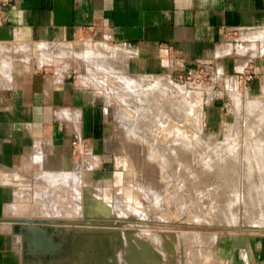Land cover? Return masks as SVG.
<instances>
[{
  "label": "rangeland",
  "instance_id": "obj_1",
  "mask_svg": "<svg viewBox=\"0 0 264 264\" xmlns=\"http://www.w3.org/2000/svg\"><path fill=\"white\" fill-rule=\"evenodd\" d=\"M253 37L262 61L248 82L130 76L94 59V44L91 62L73 46L77 75L108 107L113 153L0 180L17 185V217L0 223L19 263L230 264L224 240L264 236V33Z\"/></svg>",
  "mask_w": 264,
  "mask_h": 264
},
{
  "label": "crops",
  "instance_id": "obj_2",
  "mask_svg": "<svg viewBox=\"0 0 264 264\" xmlns=\"http://www.w3.org/2000/svg\"><path fill=\"white\" fill-rule=\"evenodd\" d=\"M260 32L264 0H0V180L77 162L73 141L100 162L113 153L108 107L77 75L76 44H94V59L130 76L203 67L248 82L262 61ZM16 187L0 183V218L17 217ZM15 243L0 223V264H20ZM220 247L230 264H264V236Z\"/></svg>",
  "mask_w": 264,
  "mask_h": 264
},
{
  "label": "built area",
  "instance_id": "obj_3",
  "mask_svg": "<svg viewBox=\"0 0 264 264\" xmlns=\"http://www.w3.org/2000/svg\"><path fill=\"white\" fill-rule=\"evenodd\" d=\"M196 70H199L200 72H204V71H206L203 67H200L199 69H197V68H195ZM183 71L184 72H188V73H190V69H183ZM182 71V72H183ZM240 75H242V74H240ZM248 80H252L253 79V76H252V74H248ZM239 79H240V77H239ZM72 145L75 147V149L77 150V151H79V152H81V153H83L84 151H85V145L83 144V142H81V141H73L72 142Z\"/></svg>",
  "mask_w": 264,
  "mask_h": 264
},
{
  "label": "bare ground",
  "instance_id": "obj_4",
  "mask_svg": "<svg viewBox=\"0 0 264 264\" xmlns=\"http://www.w3.org/2000/svg\"><path fill=\"white\" fill-rule=\"evenodd\" d=\"M121 157V156H120ZM118 159H119V157H118ZM124 161V160H123ZM120 162V161H119ZM120 166V165H119ZM118 168V167H117ZM220 174V173H219ZM119 217V216H118ZM111 220H112V218H111ZM133 240V239H132ZM135 241V240H134ZM169 251H171V250H169Z\"/></svg>",
  "mask_w": 264,
  "mask_h": 264
}]
</instances>
